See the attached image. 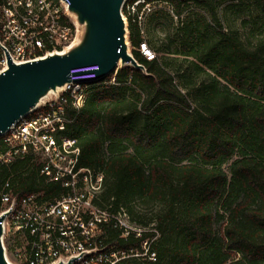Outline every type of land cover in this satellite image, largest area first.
Wrapping results in <instances>:
<instances>
[{
    "label": "trees",
    "instance_id": "obj_1",
    "mask_svg": "<svg viewBox=\"0 0 264 264\" xmlns=\"http://www.w3.org/2000/svg\"><path fill=\"white\" fill-rule=\"evenodd\" d=\"M144 1L156 7L151 17L170 8L167 17L179 20L190 1L215 17L212 0ZM253 1L264 7V0ZM64 24L73 32L71 22ZM127 30L130 53L144 72L123 67L116 85L91 83L83 107L68 110L63 130L80 149L79 166L104 176L101 208L110 205L140 225L146 224L137 209L159 208L153 228L138 237L104 225L105 253L118 254L115 264H264L263 46L250 50L220 26L210 33L195 20L182 28L188 37L179 41L180 54L164 50L187 63L175 76L169 62L141 55L142 42L153 50L129 18ZM1 178L10 179L18 196L52 201L61 194L29 159L15 161ZM145 251L144 262L120 255Z\"/></svg>",
    "mask_w": 264,
    "mask_h": 264
},
{
    "label": "built area",
    "instance_id": "obj_2",
    "mask_svg": "<svg viewBox=\"0 0 264 264\" xmlns=\"http://www.w3.org/2000/svg\"><path fill=\"white\" fill-rule=\"evenodd\" d=\"M127 18L145 35L153 5L144 0H125ZM66 3L61 0H0V72L5 68L4 53L21 64L61 53L73 40ZM172 14V10L170 12ZM73 25V24H72ZM74 28V25H73ZM51 48V51H47ZM139 52L148 61L154 54L144 42ZM101 79L116 85L122 69ZM97 67L70 72L69 83L57 94L14 122L0 135V217L2 244L10 264H115L117 253H105L102 227L111 224L127 230L117 221L108 205H98L104 176L100 171L79 166L80 149L75 140L63 134L67 112L79 111L96 78ZM29 159L45 183H56L61 194L52 201L41 195L18 196L10 179L1 173L17 160ZM123 253L121 254V256Z\"/></svg>",
    "mask_w": 264,
    "mask_h": 264
},
{
    "label": "water",
    "instance_id": "obj_3",
    "mask_svg": "<svg viewBox=\"0 0 264 264\" xmlns=\"http://www.w3.org/2000/svg\"><path fill=\"white\" fill-rule=\"evenodd\" d=\"M61 1L66 3V11L77 28V40L61 53L21 64L13 63L4 53L5 68L0 72V135L63 89L73 70L95 66L96 78L100 80L118 64L144 72L128 53V30L122 17L125 0ZM3 219L1 216L0 264H10L2 244Z\"/></svg>",
    "mask_w": 264,
    "mask_h": 264
},
{
    "label": "rangeland",
    "instance_id": "obj_4",
    "mask_svg": "<svg viewBox=\"0 0 264 264\" xmlns=\"http://www.w3.org/2000/svg\"><path fill=\"white\" fill-rule=\"evenodd\" d=\"M215 17L212 19L206 13V8L198 7L192 1L188 2L186 8L182 12L181 18L176 20L175 18H168L167 15L172 16L170 13V8H165L162 14L166 16L162 17H151L149 29L145 37L148 40V46L152 48L153 54L160 63L169 62L170 69L169 72L172 75H177L181 73H176L175 70H185L187 68V63L183 62V59L180 55L179 41L181 38H187L186 30L182 32V28H186L187 24L195 20H200L205 22L209 27V32L216 27L220 26L221 30L228 34L238 38L244 46L250 50H254L259 46H263V57H264V7L256 4L253 0H223L216 2L212 0L210 2ZM153 13L156 12V7L153 5ZM149 18V19H150ZM148 19V21H149ZM147 21V22H148ZM72 24L74 25L73 21ZM78 33L77 28L74 25V34L73 40L70 45L77 40ZM171 46L169 47V45ZM169 48L170 51L177 50L175 55H167L164 53L166 48ZM131 48L128 46V53L130 54ZM173 60V61H172ZM204 73L207 75H212L208 67L204 68ZM204 77L202 74L194 78V81L199 82L203 80ZM175 83L179 84L178 77H175ZM179 90L184 92V89L179 86ZM140 123V121H137ZM140 208V207H139ZM159 208L154 207L151 210L137 209V213L141 218L139 221L144 222L146 225L135 224L130 221L124 212L119 211V214L116 215L117 221L120 226L127 230L138 234L144 231H149L154 226V218L157 216ZM145 226V227H144ZM154 240V239H153ZM152 240V241H153ZM150 244H142L144 249H148ZM146 251L143 254L128 256L124 255L125 259L133 257L140 262H144L146 258ZM121 255V254H120ZM118 256V254H117ZM123 257V258H124ZM149 260V259H147ZM119 258H117V261Z\"/></svg>",
    "mask_w": 264,
    "mask_h": 264
},
{
    "label": "bare ground",
    "instance_id": "obj_5",
    "mask_svg": "<svg viewBox=\"0 0 264 264\" xmlns=\"http://www.w3.org/2000/svg\"><path fill=\"white\" fill-rule=\"evenodd\" d=\"M119 65H120V64H119ZM120 66H121V65H120ZM61 90H62V89H61ZM59 91H60V90H58V91H57L56 93H54V94H57ZM54 94H52V95H54ZM52 95H51V96H52ZM49 98H50V97H49ZM49 98L43 100L42 103H44V102H45L46 100H48ZM42 103H41V104H42Z\"/></svg>",
    "mask_w": 264,
    "mask_h": 264
}]
</instances>
